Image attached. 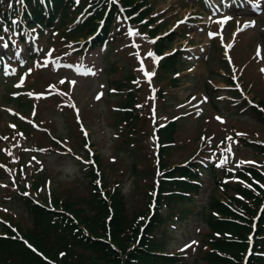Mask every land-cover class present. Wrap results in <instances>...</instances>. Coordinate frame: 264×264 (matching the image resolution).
I'll return each mask as SVG.
<instances>
[{"label":"rangeland","instance_id":"374dc122","mask_svg":"<svg viewBox=\"0 0 264 264\" xmlns=\"http://www.w3.org/2000/svg\"><path fill=\"white\" fill-rule=\"evenodd\" d=\"M257 2L147 0L151 7L147 19L153 20L151 27L158 25L159 29L156 39L174 35L164 54L182 53L184 57L177 65L176 77L161 68L157 70L156 76L163 80L153 77L157 66L151 42L154 40L140 25L120 30V23L113 29L114 44L94 50H90L88 41L66 40V45L58 39L57 32L45 30L34 41L46 51L32 55L29 61L28 53H37V48H29L28 34H23L24 42H18L12 33L13 54L8 56L13 64L0 74V233L2 223L18 224L23 232L31 226L22 204L15 199L17 192L34 197L43 185L45 198L50 199L52 191L60 199H80L77 207L85 208L90 192L89 170L85 166L89 158L92 162V153L100 157L99 164L93 163L101 177L96 184L104 192L118 185L128 215L145 210L147 201L149 205L152 202L148 193H152L158 174L154 170V124L165 125L173 119L177 126L167 166L194 160L203 167L212 164L219 172L232 175L226 180L229 184L241 181L236 172L244 167L254 166L264 174V153L240 140L264 145V123L256 119L255 113L258 108L264 111V3L258 14L253 11ZM214 5L219 11L212 10ZM80 11L73 10L74 22L66 21L63 27L81 22L86 10L78 14ZM224 16L231 19L221 31ZM250 21H255L254 26L243 29ZM241 26L242 33L237 37L233 30ZM130 31L136 34L129 35ZM209 33L215 35L210 37ZM221 34L226 35L229 46L233 44L228 53L234 73L223 59L221 43L212 41L209 45L210 39ZM63 48L68 50L63 56L84 51L87 60L83 54L57 57ZM0 52H4L1 45ZM48 57L53 61L47 63ZM20 72L24 79L21 86ZM231 75L241 84V97L230 93L233 81L224 83L225 77ZM170 78L178 80L175 85L168 81ZM98 94H102L100 99H96ZM249 100L257 106L246 111L243 106ZM127 102L130 105H125ZM14 112L20 120L15 119ZM154 117L156 122L152 121ZM130 121L135 122V132L125 140L119 137L120 131L123 133L122 126ZM167 126L156 134L157 140L167 132L171 134ZM229 145L231 153H225L228 160L218 167ZM32 171L42 175L34 176ZM31 180L36 184L29 190ZM211 185L210 174L204 173L193 203L184 207L190 214L180 216L182 205L171 210L162 207L165 220L153 233L165 252L180 253L186 264H207L202 259L209 251L205 244V214L200 216L204 204L233 194L231 190H212ZM260 186L264 189V182Z\"/></svg>","mask_w":264,"mask_h":264},{"label":"trees","instance_id":"16d2710c","mask_svg":"<svg viewBox=\"0 0 264 264\" xmlns=\"http://www.w3.org/2000/svg\"><path fill=\"white\" fill-rule=\"evenodd\" d=\"M119 1L133 23H140L151 37L156 35L158 27L149 28L153 20L144 21L151 10L150 6L146 7L147 0ZM85 6L89 7L87 13L91 16L74 29H63L66 21H71L74 15L72 10ZM108 6L110 7L104 18V25L92 41V46L97 47L105 42H112V27L121 18L117 6L110 4L109 0H22V3L17 0H0V33L13 30L16 26L20 28L18 19L21 18L25 27L30 30L38 32L46 28H62V38L76 40L80 35L87 36L95 30L98 20L103 18ZM69 31L72 32L69 34ZM173 38L170 36L157 40L154 43L155 53L161 54ZM179 61L178 53L164 59L159 68L169 74L175 73ZM170 82L175 85L177 79L171 78ZM227 82L230 80L227 79ZM255 113L258 121L263 123L264 116L258 111ZM135 126L133 121L123 125L121 137L125 140L131 138ZM167 127L170 128L171 134L167 132L159 140L157 206L147 223L144 218L147 209H139L128 215L124 197L118 186L102 195L93 184L96 176L93 170L89 169L90 192L85 208L77 207L80 199H60L52 191L50 203L41 194L39 195L42 203H36L30 198H20L31 221V227L22 235L41 256L30 250L16 238L11 229L4 226L5 235L0 236V264H184L179 256L165 252L153 233L165 220L162 207L171 210L176 205H182L180 216L190 214L191 211L188 212L184 207L193 203L203 169L194 162L176 164L175 167L167 166L170 148L164 145L173 143L176 123L168 124ZM241 141L246 143L243 139ZM246 146L264 151V148L259 149V146L250 143H246ZM95 160L99 164L100 157H95ZM246 171L239 173V176L248 182L243 186L227 184L216 179L213 167L209 168L215 178L216 187L220 186L224 192L231 190L233 194H227L225 204L219 199H209L204 206L203 220L208 230L205 244L209 251L202 259L207 264H241L246 234L251 230V217L258 211V206L264 199V192L258 185V181H264V177L255 168H248ZM142 226V236L138 238L137 234ZM256 238V250L259 255L252 256L249 264H264V210Z\"/></svg>","mask_w":264,"mask_h":264},{"label":"snow or ice","instance_id":"6c2138e0","mask_svg":"<svg viewBox=\"0 0 264 264\" xmlns=\"http://www.w3.org/2000/svg\"><path fill=\"white\" fill-rule=\"evenodd\" d=\"M17 2L18 3H22V0H17ZM113 2H115V0H113ZM262 3H264V0H258V2L257 3H255L254 5H253V11H256V12H258V14H259V10L261 9V6H262ZM11 6V5H10ZM216 11H219V9L217 8L216 9ZM231 19V17H224L223 18V21L224 22H226L227 20H230ZM185 21H181L180 23H184ZM14 24L16 23L15 21L13 22ZM219 23V22H218ZM254 26V21H250V22H248V23H246L244 26H243V29H246V28H249V27H253ZM242 29V30H243ZM136 33H132L131 31L129 32V35H135ZM213 35H215V34H213V33H209V36L211 37V36H213ZM0 39H2V38H0ZM152 43H154V41H151ZM3 47H5V48H7L8 47V45L5 43L4 45H3ZM148 55L149 56H151L152 55V53H148ZM153 59H155V57H153ZM141 71H144V69H143V67H141V69H140ZM261 71L262 72H264V69H261ZM91 74H95V73H91ZM154 74V73H153ZM147 75V74H146ZM61 83H63V81H61ZM74 83V82H73ZM100 95H102V94H98L97 95V97H96V99H100ZM196 98L195 97H193V100H195ZM238 135H240V134H238ZM228 140H231L232 138L231 137H229V138H227ZM225 153H231V145H229L228 147H226L225 148V150H224V153H222L221 154V159H220V161H219V163H218V167H220V166H223L226 162H227V160H228V157H227V155H225ZM241 163H244V162H241ZM193 243H195V242H193Z\"/></svg>","mask_w":264,"mask_h":264}]
</instances>
